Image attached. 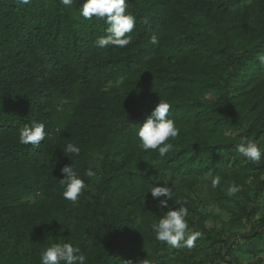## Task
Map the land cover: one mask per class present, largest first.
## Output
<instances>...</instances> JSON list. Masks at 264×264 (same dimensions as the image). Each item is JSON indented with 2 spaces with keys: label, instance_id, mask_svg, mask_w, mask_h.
<instances>
[{
  "label": "trees",
  "instance_id": "1",
  "mask_svg": "<svg viewBox=\"0 0 264 264\" xmlns=\"http://www.w3.org/2000/svg\"><path fill=\"white\" fill-rule=\"evenodd\" d=\"M83 2L0 0V264H41L58 242L80 246L87 264H193L201 245L228 246L223 237L250 219L253 234L240 239L264 256V155L256 164L236 151L243 137L264 147V0H127L136 25L125 48L96 46L108 25L79 16ZM160 99L181 130L163 158L136 136ZM33 122L48 135L23 145ZM68 143L81 148L74 162ZM72 163L90 184L77 204L59 183ZM94 164L99 182L84 176ZM216 175L218 187L204 183ZM167 178L182 190L169 206L183 202L189 229L202 233L191 249L152 230L167 209L149 192ZM232 184L241 190L230 197ZM212 189L234 229H207Z\"/></svg>",
  "mask_w": 264,
  "mask_h": 264
},
{
  "label": "clouds",
  "instance_id": "2",
  "mask_svg": "<svg viewBox=\"0 0 264 264\" xmlns=\"http://www.w3.org/2000/svg\"><path fill=\"white\" fill-rule=\"evenodd\" d=\"M22 3L28 4L30 0H21ZM66 7L73 4V0H60ZM127 0H84L82 6L78 9L79 16L85 19H102L107 25V36H102L95 41L98 48H107L113 46L116 48H125L132 42V36L128 35L133 32L136 25V18L133 14L126 11ZM147 22V21H145ZM153 45L158 43L157 37L151 39ZM257 59L264 64V54L258 55ZM172 105L164 99L159 103L147 116L142 125H139L136 136L140 141L143 150L158 151L160 157H165L174 145L168 141L175 140L180 135V128L174 119L170 118L169 113ZM48 134L45 131V124L42 122H33L31 126H25L20 131L19 142L23 145L39 146ZM66 156H79L81 148L74 143H68L63 149ZM236 151L247 161L260 164L264 147L258 141L243 137L241 142L236 146ZM98 165H91L84 173L88 181L99 182L100 177L97 171ZM63 179L59 183L63 186L64 199L77 204L81 195L89 189L87 183L75 168L74 163L65 165L61 168ZM221 176L216 175L211 180L212 188H216L221 183ZM241 190L239 185L232 184L227 189L228 196H234ZM152 197L158 201V207L162 211L157 223L152 224V230L155 233L156 240L167 243L176 249H191L195 242L202 236L199 231L189 229L187 217L189 215L187 207L183 202L176 201L179 207L169 206L168 201L174 199L173 189L169 186H153L150 189ZM163 198V199H161ZM41 264H87V256L80 246L72 242L52 243L40 253ZM129 264H132L129 261ZM143 264H156L154 260L144 259Z\"/></svg>",
  "mask_w": 264,
  "mask_h": 264
},
{
  "label": "rangeland",
  "instance_id": "3",
  "mask_svg": "<svg viewBox=\"0 0 264 264\" xmlns=\"http://www.w3.org/2000/svg\"><path fill=\"white\" fill-rule=\"evenodd\" d=\"M211 180H212L211 177H209L208 179L206 178L204 180V183H209L211 182ZM166 183L171 184L170 187L173 189L174 193L182 191L181 189L178 188V186H176L178 183L177 181H173L172 183L170 178H167ZM185 190L186 189H184V191ZM213 191H214L213 189L211 190V192H207L206 190L204 191V195L206 198V204L204 208L208 218L206 223L207 229L215 228L217 231H220L221 224L223 223L225 224L228 223V228L234 229L233 225L230 224L229 222L230 215L225 211L221 210L217 205V202L214 200L215 196L212 193ZM210 194H212L211 197H213L211 200H209L208 197ZM263 205H264V201L261 202V206ZM139 214L137 216L139 219L137 224L141 222L140 216L142 215V212H139ZM191 219L194 223H196L198 218L193 216L191 217ZM255 223H256L255 219H250L249 222H247L246 220H242V222H237L234 226L236 236L227 233V231H225L227 234L223 237V239H226V237L230 238L228 246L225 244L222 245L215 244L211 248H206L204 245H201L200 252L194 254L192 263L198 264V261H200V264H236L238 262H240V264H255L259 258H264V256L262 255L259 256L255 254L254 251L250 247H248L247 244L243 243V240L240 239L243 236L253 234V228ZM225 229H227L226 226ZM233 241L236 242L235 245L232 247L233 250L230 252V254H227L228 253L227 251L231 248V244L233 243ZM214 247L216 248V250H214L215 249ZM220 247L223 248L222 252L220 253V256L214 258V253L217 254L218 249ZM242 248H244V250H242ZM222 256H225L224 261L223 259H220V257ZM173 264H183V263H179L176 260ZM186 264H191V263L188 262Z\"/></svg>",
  "mask_w": 264,
  "mask_h": 264
}]
</instances>
